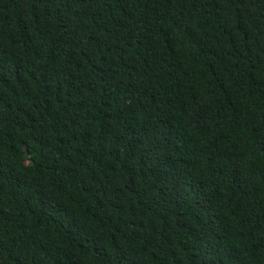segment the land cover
<instances>
[{
    "label": "trees",
    "instance_id": "1",
    "mask_svg": "<svg viewBox=\"0 0 264 264\" xmlns=\"http://www.w3.org/2000/svg\"><path fill=\"white\" fill-rule=\"evenodd\" d=\"M0 264H264V0H0Z\"/></svg>",
    "mask_w": 264,
    "mask_h": 264
}]
</instances>
